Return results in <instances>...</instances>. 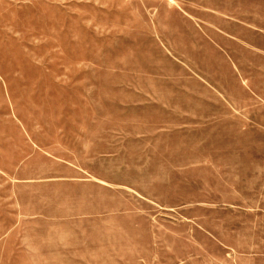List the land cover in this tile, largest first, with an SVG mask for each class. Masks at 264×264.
Returning <instances> with one entry per match:
<instances>
[{
  "label": "rangeland",
  "instance_id": "obj_1",
  "mask_svg": "<svg viewBox=\"0 0 264 264\" xmlns=\"http://www.w3.org/2000/svg\"><path fill=\"white\" fill-rule=\"evenodd\" d=\"M0 264H264V0H0Z\"/></svg>",
  "mask_w": 264,
  "mask_h": 264
}]
</instances>
